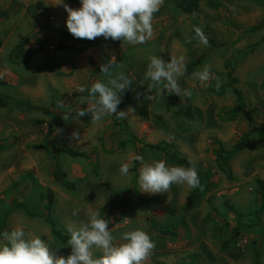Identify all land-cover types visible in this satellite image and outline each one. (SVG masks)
I'll list each match as a JSON object with an SVG mask.
<instances>
[{
	"label": "rangeland",
	"instance_id": "1",
	"mask_svg": "<svg viewBox=\"0 0 264 264\" xmlns=\"http://www.w3.org/2000/svg\"><path fill=\"white\" fill-rule=\"evenodd\" d=\"M177 1L163 0L153 14V36L145 43L97 37L78 52L57 49L73 43L81 48L87 39L77 41L68 32L67 12L56 0H0V8L14 11L0 20V94L13 101L0 108V146L5 147L0 150V231L23 227L28 238L40 236L57 255L67 256V240H55L43 218H31L15 205L24 202L46 213L50 189L52 217L67 230L119 194L124 200L112 211L121 219L109 229L113 243H122L127 231L144 230L155 243L144 264H264L258 183L264 182V139L251 135L226 173L215 162L219 143L229 148L249 129L244 115L227 114L236 103L231 88L223 85L239 89L246 109H254L253 124L264 125V0H198L192 13L182 11ZM64 3L80 6L79 0ZM152 55L165 62L183 57L186 67L194 63L182 86L183 76L178 77L190 97L166 98L163 83L145 79ZM113 56L112 74L123 72L132 80L131 95L125 90L117 109L125 117L64 120L87 96L77 91L80 86L107 82L101 65ZM205 65L219 78V87L216 79L204 84L194 76ZM228 72L237 82L229 80ZM60 101L65 107H58ZM161 141L168 143L162 144L167 151L175 149L213 173L215 187L188 212L187 184L158 194L141 192L139 184L134 188L141 167L134 157L142 156L145 163L165 160L163 152L146 148ZM122 163L129 164L127 175L119 171ZM169 230L172 234L165 233Z\"/></svg>",
	"mask_w": 264,
	"mask_h": 264
},
{
	"label": "clouds",
	"instance_id": "2",
	"mask_svg": "<svg viewBox=\"0 0 264 264\" xmlns=\"http://www.w3.org/2000/svg\"><path fill=\"white\" fill-rule=\"evenodd\" d=\"M163 0H79L78 8H71L64 0H56L67 12L65 25L68 32L75 38L94 40H123L129 44H143L153 36V14L159 11ZM196 35L202 44L207 46L208 40L200 29ZM101 65V72L108 74L107 82L96 81L90 87L80 86L77 91L87 96L80 97L78 110L70 109L64 120H78L80 117L91 116L95 122L105 117L123 119L125 111H118L122 94L130 88L132 80L123 72L112 74L116 58ZM186 66L183 57L171 58L165 62L160 56L152 55L145 71V79L154 84L163 83L169 93L177 96L190 97L191 91L181 89L178 77L184 75ZM202 83L207 84L215 77L210 65L194 73ZM59 108L65 107L58 103ZM59 131V130H58ZM77 134L73 133L75 137ZM139 162L138 184L141 192L158 194L167 192L173 184H187L190 188L200 186L197 168L194 162L189 167L169 166L166 161L156 160L145 163L140 155L134 157ZM119 171L122 175L129 173V164L122 163ZM73 215H77L74 211ZM70 239L67 245L71 252L67 256L57 255L50 245L40 236L28 238L23 227L0 231V264H144L155 248L149 234L142 229H134L122 234V243H113V235L109 230L108 220L99 212L93 211L86 221L68 226ZM99 250V254L94 253Z\"/></svg>",
	"mask_w": 264,
	"mask_h": 264
},
{
	"label": "trees",
	"instance_id": "3",
	"mask_svg": "<svg viewBox=\"0 0 264 264\" xmlns=\"http://www.w3.org/2000/svg\"><path fill=\"white\" fill-rule=\"evenodd\" d=\"M177 5L180 9H182L184 12H187V13L195 12L198 9L197 0H179L177 2ZM13 14H14V11H12V9L8 7L0 8V20L9 19L10 17L13 16ZM75 40L79 41L78 38H76ZM89 42H91V40H86V43H84L81 48L77 47V45L73 43L72 45H60L57 47V49L59 50L71 49L74 51L81 52L86 48V45L89 44ZM30 56H31V53H28L27 58H29ZM193 67H194V63L187 65L186 70L183 75V79L180 82L181 86L184 83L185 79L189 78ZM227 76L230 81L237 82V79H234L231 77V72H228ZM222 88L223 89L231 88V91L233 92L235 96L236 108L228 110L227 114H231L232 116L242 114L246 117L248 121V125H249L248 131L243 135V137L239 139L237 143L231 145V147L226 148L222 143H219V147L215 152L216 167L221 173H226L227 172L226 168L229 165V161L246 147L247 142L251 135H255L259 139H264V125L255 126L253 124L252 115L254 114V109H246V103L244 101V97L239 89L233 87L230 83L223 85ZM130 92H131L130 89H128L126 91V94L130 96L131 95ZM162 93L166 98H172V99L176 98L175 94H171L167 92L166 89H162ZM11 102L13 103V101H11L10 98L8 97L4 98L0 94V108L9 107ZM162 144H164V146H168V143H166L165 141H161L158 144H147L146 148L152 151H156V152H163L165 161L171 165L183 166V167L190 166V163H189L191 161L190 159L182 156L175 149L173 151H167L165 149L166 147L164 146L162 147ZM4 148H5L4 146H0V150H3ZM65 152L69 155L85 156L84 153L76 152L71 149H65ZM195 165H196L197 173H198L199 180H200V186L197 188L189 187V192L185 197L184 212H188L192 210L193 208H195L197 204L199 203L202 195L212 190L216 184L213 180V173L210 168H205L200 163H195ZM55 174L56 176H58V173H55ZM137 181H138V175H135L134 180H133L134 188L138 184ZM258 183H259V189H260V194H261L262 206H264V182L259 181ZM45 198L47 200V212L46 213H43L37 208H34L24 202L17 203L15 205V209H19L23 211L26 215H28L31 218H43L45 222L47 223L50 229V233L54 237L55 240L59 242L66 241V240L68 241L70 239V234L65 228L58 227L54 218L52 217L51 212L53 209L55 199H54L53 192L50 189L47 190ZM123 200L124 198L122 197V195L116 194L113 197H111V199H109V201H107V203L100 209V212H99L100 215L106 220H108L109 229H111L114 225H116L117 223L121 221V219L115 216L112 211L116 208L117 204ZM172 232L173 231H170V230L165 231V233L167 234H172ZM158 264H162V263H158Z\"/></svg>",
	"mask_w": 264,
	"mask_h": 264
},
{
	"label": "crops",
	"instance_id": "4",
	"mask_svg": "<svg viewBox=\"0 0 264 264\" xmlns=\"http://www.w3.org/2000/svg\"><path fill=\"white\" fill-rule=\"evenodd\" d=\"M178 1H179V0H178ZM178 1H177V2H178ZM197 1H198V0H197ZM177 2H176V4H177ZM162 4H163V3H162ZM177 6H178V5H177ZM198 7H199V3H198ZM181 10H182V9H181ZM197 10H198V9H197ZM182 11H183V10H182Z\"/></svg>",
	"mask_w": 264,
	"mask_h": 264
}]
</instances>
